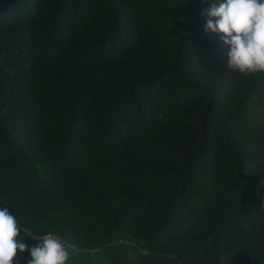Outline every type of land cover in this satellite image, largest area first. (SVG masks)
Instances as JSON below:
<instances>
[{
  "label": "trees",
  "instance_id": "16d2710c",
  "mask_svg": "<svg viewBox=\"0 0 264 264\" xmlns=\"http://www.w3.org/2000/svg\"><path fill=\"white\" fill-rule=\"evenodd\" d=\"M221 2L31 0L0 18V207L24 243L62 238L68 264H264V75L230 71L205 32Z\"/></svg>",
  "mask_w": 264,
  "mask_h": 264
},
{
  "label": "clouds",
  "instance_id": "9594fccd",
  "mask_svg": "<svg viewBox=\"0 0 264 264\" xmlns=\"http://www.w3.org/2000/svg\"><path fill=\"white\" fill-rule=\"evenodd\" d=\"M201 15L209 17L205 32L222 33L221 39L230 45V71L244 78L264 75V0H222ZM24 231L9 208L0 207V264H18V252L26 251L31 257L28 264H68L72 246L66 240L45 234L30 237L37 243L29 246L23 242V237L28 236L21 235Z\"/></svg>",
  "mask_w": 264,
  "mask_h": 264
},
{
  "label": "water",
  "instance_id": "95a60500",
  "mask_svg": "<svg viewBox=\"0 0 264 264\" xmlns=\"http://www.w3.org/2000/svg\"><path fill=\"white\" fill-rule=\"evenodd\" d=\"M31 0H0V18L18 8L26 6Z\"/></svg>",
  "mask_w": 264,
  "mask_h": 264
},
{
  "label": "rangeland",
  "instance_id": "374dc122",
  "mask_svg": "<svg viewBox=\"0 0 264 264\" xmlns=\"http://www.w3.org/2000/svg\"><path fill=\"white\" fill-rule=\"evenodd\" d=\"M117 235L114 236L112 239H111V242H115L117 240ZM122 239H121V243H122V247H129L133 250H137V243L133 240H127L125 239L123 236H120ZM218 264H228L227 262V259L225 256L221 257V259L219 260Z\"/></svg>",
  "mask_w": 264,
  "mask_h": 264
},
{
  "label": "built area",
  "instance_id": "2783aa9c",
  "mask_svg": "<svg viewBox=\"0 0 264 264\" xmlns=\"http://www.w3.org/2000/svg\"><path fill=\"white\" fill-rule=\"evenodd\" d=\"M59 238V237H58Z\"/></svg>",
  "mask_w": 264,
  "mask_h": 264
}]
</instances>
